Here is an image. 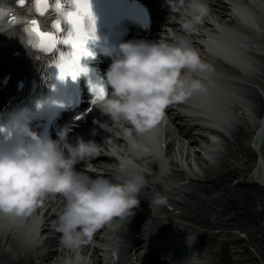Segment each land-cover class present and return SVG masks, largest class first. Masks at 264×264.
I'll use <instances>...</instances> for the list:
<instances>
[{
  "label": "bare ground",
  "instance_id": "bare-ground-1",
  "mask_svg": "<svg viewBox=\"0 0 264 264\" xmlns=\"http://www.w3.org/2000/svg\"><path fill=\"white\" fill-rule=\"evenodd\" d=\"M205 1L208 9V15H206V19L204 18L206 21L200 20L204 22L197 23L195 28L198 25L216 32L219 31L220 25L226 24L227 26H224L228 28V31L223 34L231 39L235 38V34L230 32L229 29L232 30L234 26H249L250 33L254 32L249 48L239 46V49L236 50L234 45L229 43L233 47L231 50L235 52V56L241 59L238 62L233 61L226 53L222 54L212 48L208 42H204L203 38L207 37L204 31H202L203 36L200 43L191 45L199 51L202 60L209 66L218 65L226 72L225 74L232 76L230 73H233L241 78L238 84H235L241 85L240 83H242L243 88L239 86L236 88V95H234L236 97L230 96V104L237 112L238 110L246 109L251 117L257 120L264 110V47H256L253 42L256 43V40H258L264 43V32L259 29V25L264 26V21L262 22V18L257 14L260 11L259 5L263 7L261 9L263 14L264 4L262 0ZM245 4L250 6L253 12H251L252 16L256 13L253 19L242 16L237 11V7H245ZM158 10V18H162L161 20L156 19V27L159 30L170 28L174 31V29H177L175 26H166L168 22H176L167 19L168 17L177 15L178 17H183L186 21L190 15L187 7L180 12H174L169 4L158 6ZM211 16L213 17L211 18ZM154 31L161 33L156 29ZM237 51H239V54ZM174 103L179 105L178 111L176 110L175 112L172 109L175 107L171 106L172 104L168 105L164 109L160 120L151 127V131H155L158 135H155L157 141L155 145L151 142L152 135H149L146 130L136 132L133 129L128 132L125 129L131 126L121 122L123 124V132L117 133L115 137L118 138L120 135L122 139L114 142L109 140L110 152L106 153L109 160L100 161L99 164L103 166L104 171L97 174L110 177L113 175V170L122 172L121 166L127 159L129 161H137L138 166L151 177V184L142 193L141 201H143L140 206L142 203L144 205L145 201L148 200L157 203V199L160 198L162 202L158 203L162 211L164 210V214H167V217L172 222H178V219H183L180 224L185 229L188 227L195 229V232L198 233V239L202 241L198 257L202 259L203 264H211L204 250V243L207 242L208 237L213 235L214 228L227 229V231L230 229L240 230L247 235L264 260V186L259 182H255L249 173L248 164L242 169H234L207 182L201 177L202 174L197 170L198 168L193 163L194 161L192 159L190 161L187 160L189 156L197 155V158L201 157V151L198 149H194L193 152L192 149L194 147L190 144L191 139H188L189 137L193 139L192 142H196V146L202 144L200 143L202 139L212 142L213 144L208 147L201 145V148L205 150V152L203 151L204 153L211 156L215 164L222 168L231 166V158L229 156V154L233 156V153H229L231 148L234 149L235 153L243 154L242 158L245 162L253 161L255 151L246 147L243 143L246 132L245 125L238 120V115L233 117L228 107L223 104L219 109L214 107L209 109L206 105L201 104L202 100L193 96L187 98V101ZM169 107L172 109L171 111ZM190 107L193 109L191 110ZM96 112L98 113L97 115L93 114L95 118H100L105 114L99 107H97ZM105 115L107 116L108 114ZM177 120H182L183 122L180 123ZM205 121L208 123H205ZM96 126V124H92L85 131H82L83 133L78 132V134L81 133L79 138L83 136L85 139L90 140V136L95 134ZM194 129L199 130L197 135L192 134ZM202 130H205V132H202ZM206 130L213 132L217 138L212 139ZM259 133V138H261V132ZM141 142L144 143L143 147L152 149V155L140 154L135 150L134 145L137 146ZM226 150H229V152ZM245 154H248L249 159L244 158ZM111 166H114L113 169H111ZM122 173L117 174V176L121 177ZM87 174L92 177H98L89 172ZM123 176L125 175L123 174ZM234 177L242 178L235 182ZM245 183H250V185ZM57 195L61 198L59 193H46L41 198L40 205H52L45 212L44 218L40 216L41 212L31 220L23 219L19 222V224L23 225V235L28 238V243L16 240L12 232L4 235V231L15 221L14 217L0 216V223L5 218L8 219L6 228L0 230V264H65L66 259L72 258L77 253L81 257L82 252H85L88 247L90 248L93 239L82 244L78 249H70L61 243L59 231L56 233L57 237L53 239L50 237L51 234L47 233L57 230L54 225L56 215L61 210L57 205V201H54ZM164 200L174 205L175 208L170 210ZM142 212H140L142 215L139 217V221H144L147 229L145 226L142 227L146 230V234L151 235L154 228L160 227V219L151 204H147ZM137 214L135 212L134 217ZM48 216L51 218L50 220H48ZM140 222L139 225L137 224L138 227L141 226ZM37 224L39 227H36ZM36 228L38 229L37 231H35ZM105 230H111V226H106ZM41 232L47 234H44V237H40ZM188 234H190L189 231ZM108 235H111V233H108ZM105 237H103L104 240L106 239ZM156 237L153 239L150 237L149 241L155 240ZM44 242L49 247L48 249H43L44 252H41ZM140 242V239H136L134 245L136 246ZM2 243H5V245L3 246ZM155 244L154 242L152 243V251L148 253L147 259L158 253V250L155 249ZM92 249L98 258L97 245L96 247L93 245ZM171 250L176 254L173 247H171ZM185 253L187 252H180L181 255ZM90 254L89 252V257H91Z\"/></svg>",
  "mask_w": 264,
  "mask_h": 264
},
{
  "label": "clouds",
  "instance_id": "clouds-1",
  "mask_svg": "<svg viewBox=\"0 0 264 264\" xmlns=\"http://www.w3.org/2000/svg\"><path fill=\"white\" fill-rule=\"evenodd\" d=\"M167 3L174 12L187 7L190 15L184 28L190 31L208 10L205 0ZM104 51L116 53L106 73L111 91L105 88L95 103L114 121L102 125L109 130L125 122L131 126L125 131L143 132L160 120L168 105L206 86L200 74L210 66L187 39L127 41ZM99 153L95 140L81 136L71 142L67 127L58 131V138L45 137L32 128L24 111L9 113L7 123L0 125V216H27L46 193H59L64 204L54 226L70 249L92 240L99 229L134 216L149 186L148 175L141 170L124 178L92 177L77 167ZM65 264H82V257L77 253Z\"/></svg>",
  "mask_w": 264,
  "mask_h": 264
},
{
  "label": "rangeland",
  "instance_id": "rangeland-1",
  "mask_svg": "<svg viewBox=\"0 0 264 264\" xmlns=\"http://www.w3.org/2000/svg\"><path fill=\"white\" fill-rule=\"evenodd\" d=\"M262 16V22L264 21V12L263 14L260 13ZM264 25V24H263ZM262 31L264 32V26H261ZM264 46V43H262ZM245 114H248L247 110L244 112ZM261 118L264 117V111L261 114ZM240 121L243 122V124L246 127L245 137L243 139V143L246 147L252 148L255 151V157L253 161L245 162L243 157V154L235 153L234 149L231 148L229 150H226L229 153H233V156H230L231 158V166L228 168H222L218 164H215L213 159L210 158L207 153H204L205 150H202L201 145H204L206 147L213 144L210 141H205L202 139L199 146H196V143H191L192 147H194L192 150L194 152V149H198L201 151V157L196 156H189L187 157V160L194 161L193 163L198 168L197 170L200 171V173L203 175L204 180L207 182H210L213 179H216L219 176L225 175L228 172L234 170V169H242L248 164L250 170V175L254 178L255 182H259L264 186V141L257 142L256 134L257 130L261 127L260 122L255 123L251 117L248 119L244 118L243 116L240 118ZM198 132V130H195ZM201 131V130H200ZM209 133V132H208ZM211 137L213 134H211ZM204 151V152H203ZM183 158V157H181ZM245 159H249L248 154L244 155ZM235 182H238V180L242 177H234ZM246 185H250V183H245ZM172 206V205H171ZM151 207L153 210L158 208V205L151 204ZM173 207V206H172ZM214 233L212 237L210 238L211 245L210 248V256L214 257V261L216 264H264V260L259 256V252L257 251L254 244L250 241V239H247L243 233H241L238 229H230L227 231V229L223 230L220 228H214ZM101 234V231L98 230L94 235V241H98V235ZM98 236V237H97ZM212 251V252H211ZM254 258L257 259V261L254 260Z\"/></svg>",
  "mask_w": 264,
  "mask_h": 264
},
{
  "label": "snow or ice",
  "instance_id": "snow-or-ice-1",
  "mask_svg": "<svg viewBox=\"0 0 264 264\" xmlns=\"http://www.w3.org/2000/svg\"><path fill=\"white\" fill-rule=\"evenodd\" d=\"M23 3L24 0H18ZM74 7L64 9L61 0H57L55 7L61 12L63 19L70 25L67 32L57 35V32L42 31L38 22L33 19L30 22V31L36 33L39 43L37 47L50 51L56 48L58 41L69 45L67 52L61 51L58 60L54 61L57 65L60 79L71 77L75 80L81 73H87L88 68L81 63V57L92 56L94 53L86 47V42L90 36L94 35L95 17L91 10L90 0H70ZM37 10L43 12L45 7H49V0H36ZM59 30L60 21L53 22ZM91 83V82H90ZM91 90L95 93L94 101L97 97L105 94L103 84H92Z\"/></svg>",
  "mask_w": 264,
  "mask_h": 264
}]
</instances>
